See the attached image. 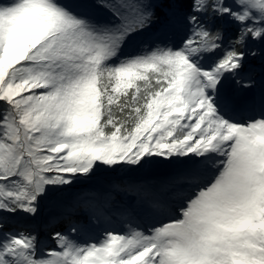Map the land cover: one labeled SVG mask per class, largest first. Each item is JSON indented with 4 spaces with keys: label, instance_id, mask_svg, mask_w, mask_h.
Masks as SVG:
<instances>
[{
    "label": "snow or ice",
    "instance_id": "1",
    "mask_svg": "<svg viewBox=\"0 0 264 264\" xmlns=\"http://www.w3.org/2000/svg\"><path fill=\"white\" fill-rule=\"evenodd\" d=\"M0 264H264V0H0Z\"/></svg>",
    "mask_w": 264,
    "mask_h": 264
},
{
    "label": "rangeland",
    "instance_id": "2",
    "mask_svg": "<svg viewBox=\"0 0 264 264\" xmlns=\"http://www.w3.org/2000/svg\"><path fill=\"white\" fill-rule=\"evenodd\" d=\"M74 3H81L83 2V0H73ZM149 38V34H146L145 37H141L140 39H146ZM138 51V45L134 44L132 46H128L124 49V55L127 54H134L135 52ZM259 62V60H254L252 61L253 65L256 67L257 69V75L260 78V70H259V65H257L256 63ZM166 172L165 169H160L158 170L156 173H154V175H163ZM123 174H118V173H109V172H105L104 170H101L96 178H94L93 181L89 182L86 185H82L80 186L81 188H103L104 185L106 183H108L110 180L118 178L119 176H122ZM143 174H131L132 178H140V176ZM72 199V190L69 191V193L67 194L65 203L70 202ZM119 199V198H118ZM72 209L71 208H66V207H62V206H57V205H46L42 208L40 215L36 218L35 220V224L37 225V227L42 228V226L47 222L48 218L54 215H62L65 213H69L71 212ZM73 217L68 216V218L64 221L62 227L66 230V226L68 223V220L72 219ZM75 219H84L85 217L81 214L80 216L74 217ZM120 223H121V219L119 217H114L111 219L110 223L105 220V218H101V223L99 227H93L90 229V231L88 232L87 235H91L93 237L97 236L99 234V232L102 230L103 227L105 226H111L113 228H115L116 231H123L122 228H120ZM44 235V233L42 232V236Z\"/></svg>",
    "mask_w": 264,
    "mask_h": 264
},
{
    "label": "trees",
    "instance_id": "3",
    "mask_svg": "<svg viewBox=\"0 0 264 264\" xmlns=\"http://www.w3.org/2000/svg\"><path fill=\"white\" fill-rule=\"evenodd\" d=\"M228 34H230V33H228ZM256 64L259 65V62H257ZM257 79L259 80V76H258V75H257ZM63 227H64V226H63ZM63 227H62V228H63Z\"/></svg>",
    "mask_w": 264,
    "mask_h": 264
}]
</instances>
